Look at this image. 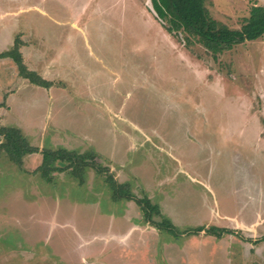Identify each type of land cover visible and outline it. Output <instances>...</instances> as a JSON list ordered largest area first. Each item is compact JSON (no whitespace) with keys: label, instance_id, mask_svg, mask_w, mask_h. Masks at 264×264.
Masks as SVG:
<instances>
[{"label":"rangeland","instance_id":"1","mask_svg":"<svg viewBox=\"0 0 264 264\" xmlns=\"http://www.w3.org/2000/svg\"><path fill=\"white\" fill-rule=\"evenodd\" d=\"M127 1L0 0V54L51 86L0 59V126L38 149L0 151V264H264V35L213 59ZM253 5L205 0L235 30ZM45 149L85 159L46 182Z\"/></svg>","mask_w":264,"mask_h":264},{"label":"trees","instance_id":"2","mask_svg":"<svg viewBox=\"0 0 264 264\" xmlns=\"http://www.w3.org/2000/svg\"><path fill=\"white\" fill-rule=\"evenodd\" d=\"M149 2L155 20L168 35L179 43L183 42L184 47L194 45L203 47L213 59L231 51L236 45L256 40L264 35V6L253 5L249 11V17L244 20L239 30H235L212 19L205 7V0H149ZM2 58L11 59L18 67L19 75L31 84L48 88L49 84L46 81L25 69L17 48L0 54V59ZM0 137L3 139L0 151H4L8 159L17 166L21 165L25 156L38 153V149L31 146L17 128L0 126ZM41 156L42 161L38 171L46 182H50L51 173H62L68 170L67 167H55L56 162H66L68 166H71L74 162L85 159L84 155L65 149L57 151L45 149L41 151ZM140 206L142 207L141 203ZM211 232L220 237L230 231L214 228Z\"/></svg>","mask_w":264,"mask_h":264},{"label":"crops","instance_id":"3","mask_svg":"<svg viewBox=\"0 0 264 264\" xmlns=\"http://www.w3.org/2000/svg\"><path fill=\"white\" fill-rule=\"evenodd\" d=\"M126 3H128V1L127 0H124ZM123 3V2H122ZM125 6H128V5H125ZM134 10V9H133ZM16 66V65H15ZM16 68V71H17V69H18V67L16 66L15 67ZM11 72V71H10ZM7 77V76H6ZM6 77H4L3 79H4V82L3 83H1V87L2 88H4V89H6L7 91H8V83H10V84H12V83H14V84H18V85H20V87H21V85H24V86H27L28 87V89L29 90H32L33 92L32 93H34V92H36V89L35 88H33L31 85H29V83L28 82H26L25 80L26 79H24V78H22V80H24V82H26V83H21L19 80V78H21L20 76H19V73L17 72V75L16 76H9L7 79H6ZM41 78V77H40ZM41 79H43V78H41ZM44 80V79H43ZM50 83V82H49ZM37 86V85H36ZM39 87V86H38ZM50 87L51 86H48V88H46V90H48L49 91V89H50ZM40 88V87H39ZM41 88H43V87H41ZM44 89V88H43ZM7 91L4 93L5 95L7 94ZM19 91H21V89L19 90Z\"/></svg>","mask_w":264,"mask_h":264}]
</instances>
